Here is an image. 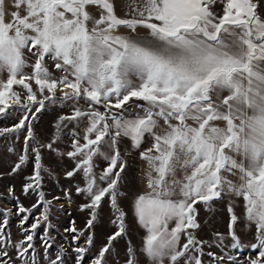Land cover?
Returning a JSON list of instances; mask_svg holds the SVG:
<instances>
[{
    "label": "snow or ice",
    "instance_id": "snow-or-ice-1",
    "mask_svg": "<svg viewBox=\"0 0 264 264\" xmlns=\"http://www.w3.org/2000/svg\"><path fill=\"white\" fill-rule=\"evenodd\" d=\"M14 6L18 11L5 22L0 0V118L17 122L0 127V137L23 136L12 173L31 159L22 191L37 193L32 209L43 210L28 227L33 213L18 198L15 213L0 214V264H67L63 245L49 252L51 206L61 197L47 200L40 190L43 174H51L42 162L45 149L74 162L66 178L82 177L75 192L87 199L79 205L88 212L85 228L72 220L64 229L72 234L74 264H85L94 233L84 236L85 246L77 242L95 228L104 203L115 231L88 264H106L113 242L127 235L122 174L134 150L147 165L146 190L132 194L130 210L144 230L140 252L149 264H204L196 206L212 211L225 198L229 247H244L235 212L240 201L244 226L255 229L250 246L259 250L248 264H264V0H131L123 16L115 0H16ZM49 104L69 111L58 116L51 142L41 143L33 121ZM69 125L71 143L59 152ZM125 140L130 146L122 152ZM64 199L72 202L69 189ZM11 215L20 217L19 241L6 231ZM213 236L217 247L224 245L222 233ZM126 254V264H139L130 242ZM206 255L209 264L226 258L242 264L227 254Z\"/></svg>",
    "mask_w": 264,
    "mask_h": 264
},
{
    "label": "rangeland",
    "instance_id": "rangeland-1",
    "mask_svg": "<svg viewBox=\"0 0 264 264\" xmlns=\"http://www.w3.org/2000/svg\"><path fill=\"white\" fill-rule=\"evenodd\" d=\"M215 11H220L219 8H215ZM18 87V86H14ZM69 111L67 107L62 105H48L43 111L37 114V119L33 121L34 135L37 140L41 143H49L54 137L56 130L54 124L59 115L65 114ZM16 121L15 118L7 119L0 118V127H11ZM71 125L64 129L61 133V139L57 141L56 147L59 152H64L67 150L71 143L69 139L68 132L71 129ZM82 136V130L79 132ZM150 143V142H149ZM149 143H145L140 151L149 146ZM130 146V142L125 140L121 145V151L124 152L126 147ZM12 148L13 151L9 152L8 149ZM23 148V136L21 135L19 139H14L9 137L5 139L0 137V214H3L7 210L11 209L13 213L16 212L17 198L20 204L25 208L30 209L33 213L29 218V224L25 225L28 227L33 221L34 217L39 216L43 208L32 209V205L36 204L38 201L37 193L30 192L28 195H24L22 188L26 183V177L32 175L33 167L31 159L27 162L22 169L17 173H12V169L15 163L18 162V156L21 154ZM43 155V165L50 171L43 174V182L41 191L45 193V198L47 200H52L53 197L59 196L61 199L59 201L53 200L51 211H50V222L55 227L51 229L53 240V248L49 250L50 254L54 253L61 245L64 246L67 253V264H74L75 253L72 248L75 246L72 242L71 235L65 233L64 229L70 227V221L75 220L76 227L78 229H84L86 221L88 219V212L80 211L79 205L87 203V199L83 196H77L75 192V186H83L82 177L77 174L75 177L69 179L65 177V173L74 167V162L69 160L66 156L61 157L57 152H52L50 150H42ZM126 163L128 167L125 173L122 174V191L126 196L129 197L128 201L123 203L124 210L127 212L126 228L128 229L127 235L118 238L113 242L110 248V254H106V264H126L127 254L126 249L129 246V242L133 249L138 253L137 259L139 264H149L148 260L140 252L142 248V237L144 236V230L139 227L136 223L134 214L130 210V202L133 198L132 194L139 193L138 190V178L137 170L139 164V151H131L125 156ZM99 168H103L105 165L102 162H98ZM98 168V170H99ZM11 189V191H10ZM69 189L71 191L72 202L69 203L64 199V190ZM214 203V202H213ZM199 209V215L197 217L198 222L205 220V223L209 219L208 212L201 207L200 204L196 206ZM216 210V205L214 207ZM213 209V210H214ZM20 217L17 215L9 216V227L6 229L11 234L12 241H19L22 239L21 233L19 231ZM112 219L111 211L109 205L104 203L101 210L98 213V218L93 230H86L84 235L81 236L79 243L81 246L84 245V236L89 234V231L94 233V245L90 248L89 253H86L85 264H88L94 256L98 254V251L102 246L107 244V238L115 231L114 226L111 225L110 220ZM219 228L222 229L219 233H222L225 237L224 245L217 247L213 243L214 236L213 232L207 230H196L195 234L198 239L206 241L204 244L203 256L204 264H209L212 260L211 257L207 256L206 253L211 251L216 254V256L229 255L234 256L242 262V264H248L250 259H254L259 254L258 249H253L250 245L255 243L252 233H243L238 231L244 247L241 249H232L229 247L230 238L224 231L226 224L224 216L220 217ZM208 228V225L206 226ZM218 228V229H219ZM38 236L43 235L44 226L42 225L40 229L37 230ZM248 244L246 245V241ZM36 245V251L38 253L37 259L42 261L44 248L41 246V240L36 238L34 241ZM211 245V246H210ZM11 255H15L12 249H9ZM19 264V262H17ZM212 264H215L213 261ZM221 264H230L227 258L221 262Z\"/></svg>",
    "mask_w": 264,
    "mask_h": 264
},
{
    "label": "crops",
    "instance_id": "crops-1",
    "mask_svg": "<svg viewBox=\"0 0 264 264\" xmlns=\"http://www.w3.org/2000/svg\"><path fill=\"white\" fill-rule=\"evenodd\" d=\"M15 2L16 0H3V13H4L5 22L12 20L13 13L18 11V9H16L14 6ZM115 2H116L117 14L120 16H123L124 10L127 7V4L131 3V0H115ZM139 31L141 34L144 33V29H140ZM146 172H147L146 163L139 159L138 170H137L139 193L144 192L146 190ZM215 205H216V210L214 209ZM227 205H228L227 198H225L224 200L214 201L213 203L214 210L208 212L210 214H209V219L206 223H205V220L199 223L200 224L199 230L205 231L209 229V231L213 233L220 232L222 229L219 228V224H220L219 219L223 215L225 219V224H226L224 231L228 233L229 214L227 211ZM201 207L205 209L203 205H201ZM235 212L238 216L241 217V222L238 226L237 231L243 232V233H252V236H253L255 229L253 228L251 231H249V229L244 226V223H243L244 208H243V204L240 201H236ZM207 225H208V228L206 227ZM246 245H249L248 240L246 241Z\"/></svg>",
    "mask_w": 264,
    "mask_h": 264
}]
</instances>
